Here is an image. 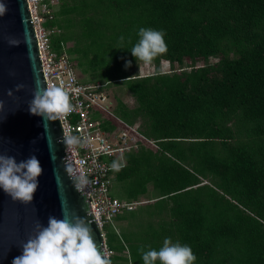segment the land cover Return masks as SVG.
Returning <instances> with one entry per match:
<instances>
[{"label":"trees","instance_id":"1","mask_svg":"<svg viewBox=\"0 0 264 264\" xmlns=\"http://www.w3.org/2000/svg\"><path fill=\"white\" fill-rule=\"evenodd\" d=\"M46 26L83 82L128 91L134 103L115 96L114 115L157 146L111 172L118 200L153 194L104 228L111 264H143L139 250L165 238L194 264H264V0H58ZM142 27L165 33L151 75L130 52Z\"/></svg>","mask_w":264,"mask_h":264},{"label":"water","instance_id":"2","mask_svg":"<svg viewBox=\"0 0 264 264\" xmlns=\"http://www.w3.org/2000/svg\"><path fill=\"white\" fill-rule=\"evenodd\" d=\"M0 2L7 6L0 16V154L14 156L18 162L35 156L43 170L28 204L12 200L0 189V264H12L22 254V245L34 235L37 222L46 227L49 217L64 215L91 222L97 250L107 256L105 235L93 215L73 153L63 142L59 118L47 121L28 110L33 93L47 87L28 2ZM18 85L23 86L19 91Z\"/></svg>","mask_w":264,"mask_h":264},{"label":"clouds","instance_id":"3","mask_svg":"<svg viewBox=\"0 0 264 264\" xmlns=\"http://www.w3.org/2000/svg\"><path fill=\"white\" fill-rule=\"evenodd\" d=\"M7 11V6L0 2V16ZM163 30L140 28L138 40L130 49L137 61L151 63L158 55L166 53L167 45ZM123 42L124 37H120ZM131 42V41H129ZM131 66V61L126 67ZM23 86L18 85L17 91ZM8 95H12L9 91ZM3 101H0V109ZM32 115L40 116L47 121L63 118L71 111L69 93L59 86L37 89L28 104ZM63 142L68 146H83L79 136L66 135ZM120 163L113 161L111 168L120 170ZM39 160L31 156L17 161L14 156L0 154V189L14 201L28 204L38 187L37 178L42 174ZM91 222L83 217L62 219L49 217L47 226L36 223L34 235L22 245V254L15 257L12 264H111L107 256L102 255L92 237ZM143 264H194L196 256L188 245L173 243L165 238L159 250H139Z\"/></svg>","mask_w":264,"mask_h":264},{"label":"built area","instance_id":"4","mask_svg":"<svg viewBox=\"0 0 264 264\" xmlns=\"http://www.w3.org/2000/svg\"><path fill=\"white\" fill-rule=\"evenodd\" d=\"M27 2L35 28L46 86L64 88L69 93L73 105V111L59 120L65 136H79L83 142V146L68 147L73 153V162L86 190L93 215L106 240L104 228L114 224L119 214L134 210L138 205L143 204V202L129 203L111 196L113 183L111 172L114 171L111 168L112 162L118 161L123 167L126 153L137 149L142 139L153 145L155 143L142 136L137 126H128L112 113L111 106L107 102L109 99L105 84L83 82L77 75L69 56L54 51L52 36L57 30L46 26L54 18L56 5L54 0H27ZM96 114L101 115V120L94 118ZM104 119L113 120L117 124L118 133H116L117 129L111 133L103 131L101 127ZM118 123L124 127L120 129ZM106 252L110 259L113 251L107 244Z\"/></svg>","mask_w":264,"mask_h":264},{"label":"rangeland","instance_id":"5","mask_svg":"<svg viewBox=\"0 0 264 264\" xmlns=\"http://www.w3.org/2000/svg\"><path fill=\"white\" fill-rule=\"evenodd\" d=\"M54 2H55V4H57V2H58V0H54ZM71 45V43L70 44H68V46H70ZM217 61V59H215V58H211L210 59V62L211 63H214V62H216ZM75 63V62H74ZM204 64V62H200V63H198V65H203ZM75 65V64H74ZM75 69H76V73H77V75L80 77V78H85L84 76H83V74L80 72V70H78V68L76 67V65H75ZM162 70H163V72H169L170 71V64H169V62H167V61H162ZM139 73L141 74V75H151V74H153L154 73V67H153V65H151V64H148V63H145V64H142L141 65V67L139 68ZM107 95H108V103L110 104V110L112 111V113L114 114V108H115V105H116V99H115V96H117V95H119L122 99H123V101L125 102V103H127V104H129V105H132L133 103H134V101H133V98L131 97V95L128 93V91L124 88V87H112L110 90H109V92H107ZM107 104V103H106ZM107 116H110V115H107ZM110 118H112V117H110ZM114 119V118H113ZM118 126H119V128L120 129H122L124 126L123 125H121V123H118ZM116 133H118V129L116 130ZM132 133V132H131ZM133 135H135V134H133ZM132 135V136H133ZM135 136H137V135H135ZM140 144H143V145H145L146 147H148V148H151V149H153V150H157V146H155V145H153V143H150V142H148V141H146V140H144V139H142V141H140L139 142ZM139 144V145H140ZM150 190H151V188H150ZM111 196L113 197V198H115V199H120V194H119V192H118V190H117V188H113L112 189V194H111ZM151 198H153V194L152 193H150L148 196H146L143 200H142V202L144 203V204H147V203H151V200L149 201L148 199H151ZM114 224H116V226H118L120 223L119 222H114ZM122 224H124V223H122ZM119 228V227H118Z\"/></svg>","mask_w":264,"mask_h":264}]
</instances>
